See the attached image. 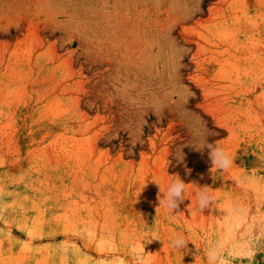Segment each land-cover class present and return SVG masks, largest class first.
Listing matches in <instances>:
<instances>
[{
	"label": "rangeland",
	"instance_id": "374dc122",
	"mask_svg": "<svg viewBox=\"0 0 264 264\" xmlns=\"http://www.w3.org/2000/svg\"><path fill=\"white\" fill-rule=\"evenodd\" d=\"M0 264H264V0H0Z\"/></svg>",
	"mask_w": 264,
	"mask_h": 264
},
{
	"label": "clouds",
	"instance_id": "9594fccd",
	"mask_svg": "<svg viewBox=\"0 0 264 264\" xmlns=\"http://www.w3.org/2000/svg\"><path fill=\"white\" fill-rule=\"evenodd\" d=\"M215 156L216 152H213V162H215ZM184 191V185L183 182H180L177 180L175 183H172L169 185L167 194H166V199L168 202V207L170 209H174L176 207V202L174 199H172L173 196L180 195L181 192ZM203 202V200H202ZM173 244L175 247H184L187 244V241H185L182 237H177L174 241Z\"/></svg>",
	"mask_w": 264,
	"mask_h": 264
}]
</instances>
